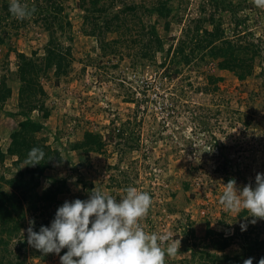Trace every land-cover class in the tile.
<instances>
[{
	"label": "rangeland",
	"instance_id": "1",
	"mask_svg": "<svg viewBox=\"0 0 264 264\" xmlns=\"http://www.w3.org/2000/svg\"><path fill=\"white\" fill-rule=\"evenodd\" d=\"M132 1L102 0L101 5L111 12ZM227 1L236 9V15L229 8L221 9L216 17L222 20L227 34L238 39L233 20L245 18L237 29L253 33L264 43V2ZM22 2L35 9L24 19L7 15L0 7V34H10L0 45V80L6 77L13 92L0 102V146L5 149L10 145L11 133L25 118L19 105L21 83L11 73L17 69L18 52H36L40 60L44 57L49 32L39 16V6L57 12L52 0ZM56 3L65 26L64 31H58L60 47L71 64L60 75L55 69L43 75L48 98L42 110L32 115L43 123L38 136L58 149L63 160L46 170L39 189L52 181H65L70 192L60 195L64 201L87 199L94 188L117 199L126 194L128 186L147 191L152 204L140 219V226L169 237L161 247L173 241L177 247L174 255L165 257V264H197L188 260L195 251L197 260L202 257L208 227L218 234H232L242 231L241 225H249V219L239 215L246 208L228 210L221 203L228 182L218 168L228 159L229 167L238 174V189L255 187L257 173H264V52L256 58L253 74L245 80L220 69L217 62L197 58L188 64L182 61L183 56L172 61V54L167 53L170 43L183 37L192 20L214 9L208 0H170V30L164 28V21L156 26L166 40V48H160L155 58L137 53L139 46L126 45L121 51L105 55L84 31L88 11L80 1ZM155 20L156 16L145 18L148 23ZM105 34L108 40L122 36L120 31ZM165 60L166 66L162 67ZM212 75L223 79L217 89L207 90L213 87L209 81ZM91 131L104 134L106 145L102 151L75 150L72 144ZM18 160V156L7 154L0 161V177L20 175L26 163L21 160L19 166ZM185 181L190 183L187 188ZM50 211L45 206L43 216L50 217ZM31 219L27 216V221ZM263 222L261 218L252 220L254 227ZM22 236L14 243L23 240ZM63 251L32 256L29 262L61 264ZM216 253L219 259L215 262L205 257L200 260H207V264H244L250 258L240 237L226 251Z\"/></svg>",
	"mask_w": 264,
	"mask_h": 264
},
{
	"label": "trees",
	"instance_id": "2",
	"mask_svg": "<svg viewBox=\"0 0 264 264\" xmlns=\"http://www.w3.org/2000/svg\"><path fill=\"white\" fill-rule=\"evenodd\" d=\"M79 1L80 6L88 11L87 24L89 26L86 24L84 31L97 41L105 55L121 51L125 45L129 48L139 46L137 53L153 59L160 48H166V40L158 33L156 26L157 22L164 21V28L170 30L172 24L170 16L173 12V8L169 5L170 0H142L138 2L134 0L111 12L101 5L102 0ZM262 1L264 2V0ZM90 2L91 4H89ZM10 3L9 0H1L0 3V7L5 10L7 15L12 14L9 10ZM52 3L56 5L57 12L53 13L39 6V16L49 32V41L44 57L40 60L36 52L34 55L18 52L17 69L15 72L11 71L13 78L21 83L19 105L25 118L20 121L19 127L11 133L8 149L0 146V161H4L7 154H13L19 157L16 164L21 166L20 161L23 160L26 163L28 152L33 147L42 148L46 155L41 164L25 165L24 169L20 170V175L12 177L2 175L0 177V264H30L29 257H38L43 254L28 244L27 229L30 222H35L33 225L35 231H39L41 226H50L58 207L65 202L60 199V195L70 192V187L65 181H52L48 185L42 186L41 190L39 189L43 185L42 176L46 170L52 168L56 162L63 160V156L58 149H53L46 143L45 137L38 136V132L43 128V123L41 119L34 118L32 113L42 110V104L48 98V92L42 81L43 75L47 74L50 69H55L57 75H60L71 64L68 55L60 47L58 31L65 30L63 19L57 8L56 0H52ZM208 4L214 10H211L209 15L192 20V23L185 29L183 37L179 38L176 43L175 41L171 42L167 47L168 55L172 54L170 56L172 61L177 56H183L182 61L188 64L197 58L203 61L207 60L209 63L217 62L220 69L234 72L239 80L247 79L253 74L256 58L263 55L264 43L262 39L255 37L253 33H243V30L237 29L246 20L245 18L233 20L236 26L234 34L238 39L229 36L222 20L216 17L221 9L229 8L236 15V9L231 5L228 6L227 0H208ZM204 6L206 7V5ZM149 16H156V20L152 23L146 22L145 18ZM0 17H2V13ZM110 31H120L122 36L108 40L105 33ZM5 34H0V45L5 44L7 36H10V34ZM141 36L148 37L145 40ZM187 50L189 51L187 52ZM164 66H166V60L162 63V67ZM222 79L221 75L210 76L209 81L213 87H209L207 90L217 89L219 81ZM12 93V87L7 83L6 77H3L0 80V102L11 97ZM47 115L48 112L45 113V116ZM104 145H106L104 134L93 131L84 139L77 140L72 144L75 150H85L88 153L102 151ZM228 162V159H225L218 170L221 171L227 182H236L238 174L231 170ZM18 169L20 168L18 167ZM184 184L187 188L190 183L185 181ZM45 206L51 209L50 217L43 216L42 212ZM239 215L249 219V225L242 231L238 229L232 234H218L208 227L205 235L208 241H204L203 250H201L205 256L202 255L200 259L205 257L215 262L219 259L216 252L226 251L240 237L250 252L253 264H259L261 258H264V236L261 237L264 234V222L262 225L254 227L252 220L256 217L251 216L248 209ZM27 216L32 219L27 221ZM21 234L24 239L19 240V243H14L16 239H20ZM210 249L214 251L211 252ZM66 251L67 248H64L63 252ZM197 255L195 251L188 261L207 264V260H197ZM225 258L227 261L230 260L228 255ZM167 264L173 263L168 262Z\"/></svg>",
	"mask_w": 264,
	"mask_h": 264
},
{
	"label": "clouds",
	"instance_id": "3",
	"mask_svg": "<svg viewBox=\"0 0 264 264\" xmlns=\"http://www.w3.org/2000/svg\"><path fill=\"white\" fill-rule=\"evenodd\" d=\"M9 10L18 19L35 11L22 0H11ZM45 155L42 148H31L26 166L41 164ZM125 193L117 199L94 188L87 199L66 200L50 226L35 231V222H30L28 244L43 254H60L67 248L60 256L61 264H165V257L177 252L175 242L161 247L169 237L147 232L139 224L150 209L151 194L135 186H128ZM221 203L228 210L243 206L251 216L264 219V173H257L255 187L238 189L235 181H229ZM241 227L243 230L246 226ZM244 264H253V259H246ZM259 264H264V258Z\"/></svg>",
	"mask_w": 264,
	"mask_h": 264
},
{
	"label": "built area",
	"instance_id": "4",
	"mask_svg": "<svg viewBox=\"0 0 264 264\" xmlns=\"http://www.w3.org/2000/svg\"><path fill=\"white\" fill-rule=\"evenodd\" d=\"M149 84V82H147ZM156 96L158 95L157 93L155 94Z\"/></svg>",
	"mask_w": 264,
	"mask_h": 264
}]
</instances>
